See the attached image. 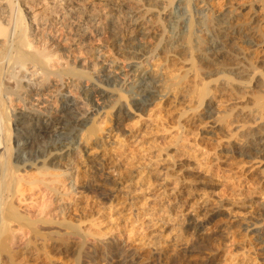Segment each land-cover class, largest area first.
<instances>
[{"label":"rangeland","instance_id":"rangeland-1","mask_svg":"<svg viewBox=\"0 0 264 264\" xmlns=\"http://www.w3.org/2000/svg\"><path fill=\"white\" fill-rule=\"evenodd\" d=\"M20 4L51 69L82 74L46 90V108L88 120L67 140L76 154L35 155L16 151L11 114V164L45 165L65 189L0 263L264 264V0Z\"/></svg>","mask_w":264,"mask_h":264},{"label":"bare ground","instance_id":"bare-ground-1","mask_svg":"<svg viewBox=\"0 0 264 264\" xmlns=\"http://www.w3.org/2000/svg\"><path fill=\"white\" fill-rule=\"evenodd\" d=\"M0 1V36L3 37L0 39V255L11 259L14 249L41 236L35 226L37 218H32L35 216V206L38 205L36 203L41 206L37 211H44L53 199H60L58 194L65 189L59 183V173L45 165L38 167L36 173L29 174L23 167H18L16 159L11 164V114H15V123L21 129L15 133L20 138L17 152L18 147L24 149L28 145L27 148L35 155L55 148L58 149V156L63 155L67 149L76 154L78 147L69 146L71 143L67 140L71 139L75 129H80L86 123L88 117L87 112L80 113L79 110L67 109L66 106L58 112H51L46 108L45 95L49 88L55 87L65 76L78 77L82 74L73 73L63 64L51 69L55 59L54 51L47 48L45 43L36 41L35 37L26 35V14L24 15L20 0ZM137 86H143L137 92H149V85L145 80L140 79ZM13 94L19 96L18 99L25 104L19 111L9 104ZM20 155L26 156L27 153ZM22 159L24 161V157ZM32 166L29 164V168ZM25 187L32 192L30 195L38 192L42 194L31 205L25 202Z\"/></svg>","mask_w":264,"mask_h":264}]
</instances>
